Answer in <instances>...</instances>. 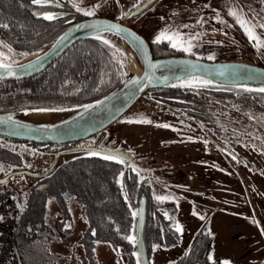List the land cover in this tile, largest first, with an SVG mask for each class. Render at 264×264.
Returning a JSON list of instances; mask_svg holds the SVG:
<instances>
[{
  "label": "rangeland",
  "instance_id": "rangeland-1",
  "mask_svg": "<svg viewBox=\"0 0 264 264\" xmlns=\"http://www.w3.org/2000/svg\"><path fill=\"white\" fill-rule=\"evenodd\" d=\"M68 1L76 10L79 8L83 15L85 12L94 13L85 16L111 19H126L134 9L144 2L140 0ZM249 10L257 14L260 24L256 23L258 29L255 28V31L264 40V28L260 27L261 24H264V10L260 3H255L252 0H157L149 9L129 19L127 23L146 38L154 49L163 50L164 53L169 52L182 56L196 55L214 62L239 61L241 59L264 66V48L254 47L255 42L249 41L244 30L237 24L233 16L229 15L230 11H235L250 22L249 19H252V15ZM225 16L230 17L235 25ZM196 18L202 19V22H198L201 26L197 29L198 32L196 30L197 23L191 26ZM209 19H212L215 24L209 23L211 22ZM216 24H218L217 28L219 29L216 28L218 32L212 34L211 31ZM250 24L253 25L251 22ZM224 26L236 30V40L230 32H226V30L220 32ZM203 27H209L210 32L207 31L203 34ZM165 30L179 32L185 40H190L193 45L191 54L172 48L168 41H163L160 44L153 43L155 37ZM29 33L31 34V31ZM207 35L213 37H207ZM215 35L220 36L222 40H216ZM223 39L230 43L224 42ZM0 53H3L5 60H10L11 57L5 50L0 48ZM209 56H213L214 59H208ZM90 59L96 62V57L87 58V61ZM83 63H85L84 60ZM174 115L173 111L151 101L149 97H142L125 115L106 130L107 134L112 135V142L115 141L122 151L134 157V163L130 167L138 174L139 179L144 178L148 172L152 174L151 171L155 175H159L153 166L160 165V162L148 164L152 160H159L170 169L186 172L189 179L191 178V184L195 187H204L213 193L212 198L194 195L180 186L167 187L162 180L150 177L152 198L157 200L156 197H166L167 199L163 201L173 203L176 212L166 216L172 220L175 229L177 224L182 228V232H178L179 243L171 247L154 248L149 254L150 263L172 264L177 261L188 252L195 235L206 224L205 231L208 235L207 238H210L209 257L212 258L211 260H220L221 264L224 261H228L230 264H262L264 260V174L261 176L251 175L243 171H247V169L240 168L242 176L248 181L250 204L235 168L229 165L220 151L200 139L203 155L193 157V153L199 150L198 142H196L198 138L183 127L179 129L180 125L172 124L176 121ZM141 120L150 121V123L137 122ZM159 125H168L169 127H160ZM48 147L40 148L39 146L16 144L0 138V148L10 149L16 153L10 156L9 162L2 163L0 161V177L18 170L45 171L53 163L54 158L52 148ZM243 152L251 154L249 149H244ZM86 155L92 154L86 152L62 154L57 165ZM256 158H259V162L262 163L263 157L257 156ZM124 165L128 164L124 163ZM38 182L37 178L29 174L15 175L10 178L9 186H0V191L12 188L21 197L20 199L27 203L26 200L29 197L27 195L31 190L37 189ZM45 201L47 210L45 213L47 216H51L45 219V223L53 227L55 215L59 214L60 210L54 197L49 196ZM194 212L196 215H193ZM69 214L70 219H67L66 224L64 222L61 230L65 232L71 228L70 234L67 237H62L60 233H57L56 238H60L61 241L53 240L50 245V251L53 253H67L66 247L78 242L80 232H83L87 227L81 204L70 202ZM135 219L133 236H136L137 214ZM134 245L137 248L136 244ZM83 254L81 247L76 248L70 263H81L84 258ZM135 256L138 259L137 249ZM97 257L99 264H117L119 255H116L109 245L103 244L97 248ZM63 264H67V262H63Z\"/></svg>",
  "mask_w": 264,
  "mask_h": 264
},
{
  "label": "trees",
  "instance_id": "trees-1",
  "mask_svg": "<svg viewBox=\"0 0 264 264\" xmlns=\"http://www.w3.org/2000/svg\"><path fill=\"white\" fill-rule=\"evenodd\" d=\"M85 18L78 15L66 25L52 26L35 10L31 0H0V22L8 25L7 28L0 27V42L12 50L9 52L8 48L0 47L11 57L10 60L2 57L0 61L21 60L39 51L69 25ZM125 20L121 19L122 22ZM156 51L160 50L152 48L155 58L173 55L163 50L161 54H156ZM92 56L96 57V62L91 59L87 61ZM128 76V65L122 52L110 44L104 45L102 40H83L31 78L0 80V112L82 105L113 92ZM228 89L232 90V95L229 94L232 97L248 92L244 93L246 97L243 98L244 102L248 101L245 108L264 107V93L243 88ZM159 91L168 90H152L145 96ZM228 104L235 105L231 104L230 98ZM3 139L16 144L38 146ZM14 154L10 149L0 148V161L7 163ZM46 181L45 189L34 192L24 206L22 203V215L16 233V248L22 264H69L76 248L80 247L84 253L82 264H99L97 248L103 244L109 245L119 255L117 264H137V248L126 237L133 236L136 219L132 213L137 214L140 197H148L149 194L141 187L138 176L129 171L123 162L98 155L79 156L57 165ZM49 196L54 197L60 210L55 215L53 227L45 223V219L51 217L46 215L45 207V200ZM70 202L82 205L87 227L80 232L78 242L66 247L67 253H53L50 251L51 243L53 240L61 241L56 238L57 233L62 237L70 234L71 228L65 232L61 230L64 222L66 224L67 219H70ZM157 207V203H152L146 211L144 239L148 255L154 246L171 247L179 243V235L172 220ZM175 211L173 207L171 213ZM190 260L184 256L172 264H189Z\"/></svg>",
  "mask_w": 264,
  "mask_h": 264
},
{
  "label": "water",
  "instance_id": "water-1",
  "mask_svg": "<svg viewBox=\"0 0 264 264\" xmlns=\"http://www.w3.org/2000/svg\"><path fill=\"white\" fill-rule=\"evenodd\" d=\"M156 0H148L130 14V18L140 15L149 9ZM114 25L111 29H96L89 25ZM119 29V30H117ZM99 35V38H97ZM106 37L121 38L127 47V53L110 43L122 52L127 60L130 53L135 69L131 73L129 66L128 78L113 92L94 101L67 108H41L40 117H34L38 109L0 112V137L14 142L35 144L42 148L49 145H66L78 143L92 136L101 134L112 124L125 115L149 91L156 89H192L180 86L189 82L201 87L219 88H264V67L241 61L209 62L185 56H164L155 58L148 41L135 29L123 23L120 19L107 17H89L69 25L42 49L17 61H0L12 69L9 75L0 70L3 81H20L31 78L59 59L74 44L83 40H106ZM63 38V39H62ZM127 65H128V61ZM151 65H158L152 68ZM223 73L221 75L220 73ZM139 81L133 84L132 81ZM200 80H210L207 86L199 84ZM51 109H59L52 111ZM11 117V120H9ZM99 152L114 155L131 162L132 158L123 151L99 149L95 146H74L58 151L53 163L43 172L18 170L0 177V186H9L10 178L15 175L29 174L43 177L49 174L57 165L59 156L65 153ZM46 184L39 185L45 189ZM147 203L142 196L137 208L136 238L137 250L141 264H151L144 239ZM264 264V260L262 262Z\"/></svg>",
  "mask_w": 264,
  "mask_h": 264
},
{
  "label": "flooded vegetation",
  "instance_id": "flooded-vegetation-1",
  "mask_svg": "<svg viewBox=\"0 0 264 264\" xmlns=\"http://www.w3.org/2000/svg\"><path fill=\"white\" fill-rule=\"evenodd\" d=\"M140 1L141 2L144 1L143 2L144 4L148 0H140ZM252 1L255 3L256 2L260 3L262 9L264 10V0H252ZM32 4L34 5L35 10H37L42 17H44V15L47 14H51L55 16V18L52 20H46L47 23H49L52 26H59L63 24L66 25L70 23L71 20H74L75 17H78V15L89 18L88 16L83 15L82 12L76 10L75 7L69 3L68 0H46L45 6H38L34 3ZM249 12L252 15V19L251 20L249 19V21L253 24V26H255L257 30L258 28L256 26V23H259L257 19V14L252 12L251 10H249ZM130 14L127 16L126 18L127 20L123 22L128 26L129 24L127 23V21L129 19H132L129 17ZM225 17L228 21H230L233 25H235V23L232 20H230V17L227 16ZM209 20H211V22L209 23H214L212 19ZM198 22H202V19L196 18L191 24V26H193L196 25L197 23L196 30L201 28L200 23ZM217 25L218 24L214 25V28L211 31L212 34L218 32L217 29L219 28H217L218 27ZM203 28H204L202 29L203 34L207 31L210 32L211 30L209 27L208 28L203 27ZM224 30H226V32H230L234 36V39L236 40L235 36L237 34L235 29H233L232 27L224 26L222 30H220V32H223ZM208 36L213 37L212 35H207V37ZM214 37L216 38V40H222L218 35H215ZM223 41L230 43L228 42V40L223 39ZM148 43L152 51L153 46H151V43L149 41ZM159 53L161 52L156 51V54ZM171 56H182V55L173 54ZM183 56L209 61L205 58H200L196 55L187 54ZM239 61L255 64L253 62H249L241 59ZM209 62H214V61H209ZM255 65H260V64H255ZM166 90L168 91H159L158 93L153 92L151 93V96L147 95L144 97H149L151 101L156 102L157 104L162 105L163 107L173 111L175 113L174 117L176 121L175 123L172 124L180 125L179 129L183 127L184 129L189 130V132L195 134V136L198 138L196 142H198L199 150L193 153V157L196 156L201 157V155H203L200 139L204 140L214 149L220 151L222 156L229 163V165L235 168L234 170L236 174L239 176L242 187L245 190L247 194V198L251 204L250 195L248 192V181L245 179L244 176H242L241 169L244 168L247 169V171L246 170L243 171L251 175L261 176L264 174V107L262 108L253 107L252 109V107L248 106L247 108H245L244 105L248 101L246 102L243 101L245 99L244 97H246L244 96V93H248V92H242L241 95L232 97L230 96L232 95L230 94L232 90L228 88L193 86L192 89H166ZM229 98L231 104L233 105L235 104L234 106H229L228 104ZM252 99L255 100L257 98H252ZM239 103L241 104V106L239 105ZM173 127L176 128L177 126H173ZM106 130L101 134L92 136L78 143H72V144H66L60 146L51 145L48 148H52V151L54 153V158H55V154L58 151L74 146H95L99 149L106 150L108 152L118 151V150L122 151L119 144H117L115 141L112 142L113 137L112 135L107 134ZM39 147L42 148L41 146ZM244 149H249L251 154L250 155L245 154L243 152ZM86 153L92 155H98L102 157L111 156L114 157L113 160H117V161L122 160L117 156L102 154L99 152H86ZM257 156L263 157L262 163L259 162V158L258 159L256 158ZM130 157L132 158L131 162L126 160H122V161L123 163L129 165V166L126 165L129 171H131L133 174H136V176H138V174L135 171H133L132 168L130 167V165H133L135 160L134 157H132L131 155ZM185 161H189V160H185ZM197 161H201V160H197ZM156 162H160V165H154L153 169L158 171L159 175H155L153 171H151L152 174H149L148 172L144 178L139 179L141 187L144 188L146 194H149L148 197L146 195H142L145 196L146 198L147 208L150 204L157 203L158 205L157 208L162 212L163 215H165V213L169 215L172 212L173 207L175 208V205L173 203L167 201L165 202V201L155 200L152 198L151 196L152 187L149 181L150 177H154L159 181L162 180L167 187L173 188L175 186H180L185 191L193 193L194 195H198L202 197L205 196L206 198L213 197V193L209 192L206 188L195 187L194 185H192L191 178L189 179L188 174L186 172L176 169H170L166 164H163L159 160H152L148 164L156 163ZM49 174L43 177H35L39 180L37 184V189L31 190L29 192V195L27 196L29 197L32 196L33 193L36 192V190H43V189H39V185L41 184L47 185L46 177ZM21 202L25 203L23 199L21 200ZM206 227L207 226L205 224L199 230V232L194 237L190 249L188 250L187 253H185L182 256V257L185 256L186 259L187 257H189V260L191 259L189 264H213V262H215V264H221L220 260L209 259L210 238L209 239L207 238L208 235L207 232L205 231Z\"/></svg>",
  "mask_w": 264,
  "mask_h": 264
},
{
  "label": "snow or ice",
  "instance_id": "snow-or-ice-1",
  "mask_svg": "<svg viewBox=\"0 0 264 264\" xmlns=\"http://www.w3.org/2000/svg\"><path fill=\"white\" fill-rule=\"evenodd\" d=\"M32 3L38 5V6H45L46 0H32ZM77 10L79 11V8H77ZM94 13L92 12H85L84 15H93ZM229 15L233 16V18L236 20L237 24H239V26L244 30L245 35H247L249 41H254V47L259 48H264V40L261 39V37L259 35L256 34L255 31V26L251 25L250 22H248L246 19H244L242 16L238 15L235 11H230ZM46 20H52L55 18V16L51 15V14H47L44 15L43 17ZM222 22V21H221ZM0 27L3 28H7L8 25L5 23L0 22ZM88 27L94 28L96 29L97 33H100L101 29H111L113 27H116L114 25H109V24H104V25H89ZM260 27L264 28V24H261ZM119 30V29H117ZM99 38V35L98 37ZM63 39V38H62ZM163 41H168L171 45L172 48L177 49L179 51H184L186 53L191 54V48L193 47V45L191 44L190 40H185L179 32H169L168 30L165 31H161L154 39L153 43L156 44H160ZM102 43L104 45H108L109 42L107 40H102ZM0 47H5L8 48V51L11 52V48L8 47V45L4 44L3 42H0ZM26 55V54H25ZM3 57V53H0V58ZM208 59H214L213 56H209ZM152 68H156L158 67V65H151ZM0 70H2L4 73H7L9 75L12 74V69L11 67L3 62H0ZM221 75H223V73H220ZM0 79H3V76H0ZM133 84H139V81L133 80L132 81ZM199 84H202L204 86H207L208 84L211 83L210 80H200L198 81ZM181 86H186V87H193L195 86L193 83L189 82L187 84H182ZM246 91H252L251 89H246ZM256 91H259L261 93H264V88H259L256 89ZM52 111H57L59 109H51ZM37 111H49V109H38ZM9 120H11V117H9ZM137 122H141V123H150V121H145V120H141V121H137ZM160 127H169L168 125H159ZM95 154V153H93ZM105 159H114V157L111 156H106L104 157ZM117 162H123L122 160H118ZM157 200L163 201L165 199H167L166 197H156ZM132 215L135 217L136 213L133 212ZM165 215H167L165 213ZM193 215H196V213L194 212ZM201 219H203V217H201ZM176 231L177 232H182V228L179 224L176 225ZM126 239L132 243V244H136L137 243V238L136 236H128L126 237ZM158 247V246H154ZM209 259L211 260L212 258L209 257ZM137 264H139V257L137 259ZM213 264H215V262H213ZM223 264H230V262L228 261H224Z\"/></svg>",
  "mask_w": 264,
  "mask_h": 264
},
{
  "label": "built area",
  "instance_id": "built-area-1",
  "mask_svg": "<svg viewBox=\"0 0 264 264\" xmlns=\"http://www.w3.org/2000/svg\"><path fill=\"white\" fill-rule=\"evenodd\" d=\"M21 215L18 193L12 188L0 191V264H22L16 248Z\"/></svg>",
  "mask_w": 264,
  "mask_h": 264
},
{
  "label": "bare ground",
  "instance_id": "bare-ground-1",
  "mask_svg": "<svg viewBox=\"0 0 264 264\" xmlns=\"http://www.w3.org/2000/svg\"><path fill=\"white\" fill-rule=\"evenodd\" d=\"M105 39L107 41H109L110 43L118 46L122 51H125L127 53V51H126L127 47L125 46V43H124V41L121 38H118V37H106ZM127 60H128V63H129V65H128L129 69L133 72L134 69H135V64H134V61H133L132 57L130 56V53L127 55ZM43 113L44 112L33 113V116L34 117H40V116L43 115Z\"/></svg>",
  "mask_w": 264,
  "mask_h": 264
}]
</instances>
